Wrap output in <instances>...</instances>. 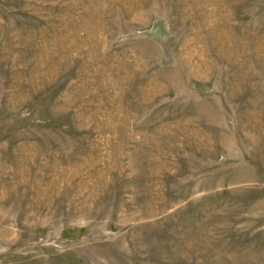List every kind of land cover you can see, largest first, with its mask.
Returning a JSON list of instances; mask_svg holds the SVG:
<instances>
[{
  "label": "rangeland",
  "instance_id": "374dc122",
  "mask_svg": "<svg viewBox=\"0 0 264 264\" xmlns=\"http://www.w3.org/2000/svg\"><path fill=\"white\" fill-rule=\"evenodd\" d=\"M0 264H264V0H0Z\"/></svg>",
  "mask_w": 264,
  "mask_h": 264
}]
</instances>
